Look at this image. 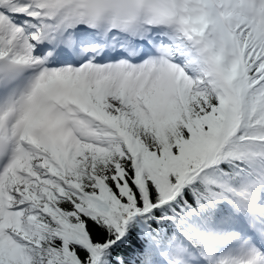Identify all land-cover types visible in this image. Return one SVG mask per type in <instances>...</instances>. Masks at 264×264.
Instances as JSON below:
<instances>
[{"label": "snow or ice", "instance_id": "1", "mask_svg": "<svg viewBox=\"0 0 264 264\" xmlns=\"http://www.w3.org/2000/svg\"><path fill=\"white\" fill-rule=\"evenodd\" d=\"M0 264H264V0H0Z\"/></svg>", "mask_w": 264, "mask_h": 264}]
</instances>
